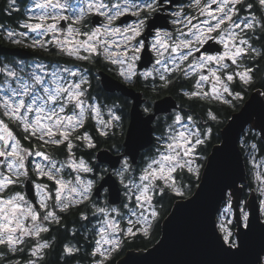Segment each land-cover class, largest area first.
I'll use <instances>...</instances> for the list:
<instances>
[{"label":"snow or ice","instance_id":"6c2138e0","mask_svg":"<svg viewBox=\"0 0 264 264\" xmlns=\"http://www.w3.org/2000/svg\"><path fill=\"white\" fill-rule=\"evenodd\" d=\"M65 8L61 0H7L3 9L23 19L15 28L0 24V38L78 63L0 65V264H72L81 239L90 264H111L128 239L150 237L164 198L187 199L193 178L204 190L199 161L220 122L214 105L237 107L264 61V0H84L73 15ZM84 64L111 65L121 88L143 82L153 93L142 106L144 123L154 124L152 147L139 163L135 147L122 152L117 140L119 97L109 105L94 94L97 77ZM166 92L207 107L202 116L191 106L168 112L155 105ZM109 141L118 159L103 166L95 153ZM253 179L264 215V171ZM225 196L210 217L211 234L223 250L240 254L253 227L248 202L233 223L238 192L222 190ZM61 231L67 242L55 254L51 234ZM255 264H264V252Z\"/></svg>","mask_w":264,"mask_h":264},{"label":"water","instance_id":"95a60500","mask_svg":"<svg viewBox=\"0 0 264 264\" xmlns=\"http://www.w3.org/2000/svg\"><path fill=\"white\" fill-rule=\"evenodd\" d=\"M215 47L213 44L209 45L210 50ZM34 54L31 49L0 41L2 56L11 55L20 59H29ZM147 59L146 54L145 63ZM98 74L105 91H118L132 99L130 121L123 136L121 151H127L128 146L133 145L138 162L141 152L151 146L148 143L152 138L149 129L153 128L152 124L144 123L145 117L140 107L143 100L141 92L126 87L121 88L118 80L103 69H100ZM155 105L170 111L177 102L173 96L164 95L155 100ZM249 124L259 129L264 139V94L260 88L251 91L242 106L233 111L220 128V140L211 146L201 171L205 181L202 185L204 190L196 185L187 199H176L162 221L159 238L147 248L128 249L116 264H255L258 255L264 252V219L260 213V199L254 189L249 192L246 199L247 211L250 213L253 227L246 237L245 248L240 254H231L223 250L213 238L210 225V217L212 220L217 218L226 200V196L221 199L222 190L224 193L238 192V200L233 202L234 223L235 216L239 215V203L242 198L239 188L246 184V167L240 147V137ZM95 155L98 162L107 166L118 159L107 147H100ZM27 191L32 197L31 187ZM120 200L122 195L117 199V204Z\"/></svg>","mask_w":264,"mask_h":264},{"label":"trees","instance_id":"16d2710c","mask_svg":"<svg viewBox=\"0 0 264 264\" xmlns=\"http://www.w3.org/2000/svg\"><path fill=\"white\" fill-rule=\"evenodd\" d=\"M5 5H6V0H0V23L4 22L7 26L15 28L17 26L18 19H21L23 17L22 16L17 17L16 14H14L12 17L7 16V14L3 11ZM0 41L2 43L12 45L7 39H1L0 38ZM257 47H259V45H257ZM36 52L39 53L41 57L49 59V60H57V61L63 60L60 57L50 56L47 53L39 51V50H37ZM2 57L5 58L6 61H13L16 59V57L11 56V55H4ZM82 66H85V67L92 69V74L96 77H97V75H96V69L97 68H100V67L104 68V69L107 68V66H104L102 64L95 65V66L89 65V64H84ZM255 67L257 69H259V71L256 73V81H255L253 86H251L250 88H248L246 90V95L244 96V99L249 95V93L253 89L260 88L264 91V61H261L259 64H256ZM93 88L96 90L94 94H98L103 102H105V103L112 102L113 100H115L116 97H119V99L116 101L123 103L124 98L121 94L109 93L100 87V85L98 83V77L96 80H93ZM106 97L108 99H105ZM239 105H240L239 102H238V106L235 108L224 106V105H214V107H216L219 110V113H220L219 121L220 122L218 124L213 125L214 136H213L211 143L207 146L206 153H204V155L206 157H207V154L209 153V151L211 149V146L220 140V128L226 122V120L228 119L230 114L239 107ZM189 106H191V109L201 116L203 115L201 112V107H207V105H197L194 102H189ZM117 140L122 145L123 135L120 132H117ZM252 140H254V142L257 144L258 148L256 150V154H257V156L262 158L263 164H264V140L260 137L253 138ZM110 143H112V141H109L108 143H101L100 147L109 148ZM240 147H241V145H240ZM241 149H242V147H241ZM150 150H151V146L147 147L146 149H144L141 152L138 163L140 162L141 156L144 154V152L150 151ZM242 152H243V150H242ZM205 161H206V159L201 160V163L203 166L205 164ZM244 162H245V167H246V177H245L246 178V184H244V186H246V187L244 188V193L242 195V198L247 199L249 196V192H250L249 189H251V190L254 189L256 187V182L253 179L254 169H252L251 166L245 161V157H244ZM202 168H201V170H202ZM184 181L187 182V184H188L187 179H185ZM197 183L198 182H196L193 178V182L190 186L191 191L188 192L187 196H189L194 191ZM176 199H178V198H172V199H169L167 197L164 198L160 202V210L162 213V218L159 220L158 226L155 227V229L153 230L150 237H143L142 235H138L135 239H128L127 242L124 245H122L121 250L117 254L114 255V257L112 258L111 264H116L117 260L121 256H123L128 249L147 248L150 245H152L159 238L160 233H161L162 221H163L164 217L170 211V209H171V207H172V205ZM74 221H75V214L68 217V220L66 221V223H67L69 229L73 228ZM75 226L79 227V225H75ZM51 235L57 237L58 243H57L55 254H58L59 250H60L59 244L67 242V241L64 239V235H63L62 231L59 233L53 232ZM69 238H70V233H69ZM73 242H75V241H73ZM81 248H82L81 253L79 254V256L77 257L76 260L72 261V264H90L91 258L86 255L87 244L82 239H81ZM59 264H62V261L59 262Z\"/></svg>","mask_w":264,"mask_h":264},{"label":"flooded vegetation","instance_id":"af4514ba","mask_svg":"<svg viewBox=\"0 0 264 264\" xmlns=\"http://www.w3.org/2000/svg\"><path fill=\"white\" fill-rule=\"evenodd\" d=\"M29 2V0H18V3H20L21 5H23V4H25V3H28ZM178 2H181V3H184V2H186V0H179ZM6 4H7V0H6ZM5 7V6H4ZM21 19H23V18H21ZM66 23V22H65ZM0 24H3V25H5L6 26V24L3 22V23H0ZM2 39V38H1ZM35 52V54H34V56L32 57V58H35V59H41V60H43V61H53V62H58V63H65V62H67V63H78V62H75V61H72V60H70L69 58H67V57H64V58H62L63 60L62 61H57V60H49V59H46V58H43V57H41L40 56V54L39 53H37L36 51H34ZM83 67H85V66H83ZM88 68V67H87ZM111 68H112V66L111 65H108L107 66V68L106 69H104V68H97L96 69V75H97V77H98V83H99V85H100V87L103 89V87H102V85H101V82H100V76H99V74H98V71L100 70V69H103V70H105V71H107V72H109L111 75H113V72L111 71ZM114 76V75H113ZM135 90H137V91H139V92H141V95H142V97H143V100H142V102H141V104H140V107H141V110H142V106H143V104L145 103V102H147L148 100H149V98L153 95V93H151L150 91H146L145 90V86H144V84H143V82H141V85L139 86V87H136V88H134ZM104 90V89H103ZM253 90H255V89H253ZM252 90V91H253ZM261 91L263 92V94H264V91L261 89ZM107 92H109V91H107ZM109 93H118V94H121L120 92H118V91H113V92H109ZM250 94V93H249ZM122 96H123V98H124V100H123V103H120L119 101H116V103L117 104H119L122 108H123V111H122V116H123V120H122V130H120V133L124 136V134H125V130L127 129V127H128V125H129V121H130V109H131V102H132V99L129 97V96H126V95H123V94H121ZM165 95H171V96H173L174 98H175V100H176V102H177V105H180V106H182V107H184L186 110H189V102L190 101H187V100H181V98H179L177 95H176V92H171V93H165ZM248 97V96H247ZM246 97V98H247ZM158 98H160V97H157L156 99H158ZM245 98V99H246ZM245 99L242 101V102H239L240 103V105H239V107L236 109V110H238L241 106H242V104L244 103V101H245ZM108 103H112V102H108ZM173 109V108H172ZM172 109L170 110V111H168V112H171L172 111ZM192 110V109H191ZM167 113H165V112H158L157 113V115H159V116H161V117H163L164 115H166ZM152 126L154 127V124H152ZM257 137H260V138H262L263 139V137H262V135H261V132H260V130L259 129H255V128H253V126H251V124H249V125H247L246 127H245V129H244V131L242 132V134H241V137H240V140L242 141L243 140V138L244 139H250V140H252L253 138H257ZM264 140V139H263ZM255 143V142H254ZM151 147H152V145H151ZM242 147V146H241ZM243 148V147H242ZM148 150V149H147ZM100 163V162H99ZM104 164V163H103ZM243 193H244V190H243V192H242V195H243ZM258 194V193H257ZM259 196V195H258Z\"/></svg>","mask_w":264,"mask_h":264},{"label":"rangeland","instance_id":"374dc122","mask_svg":"<svg viewBox=\"0 0 264 264\" xmlns=\"http://www.w3.org/2000/svg\"><path fill=\"white\" fill-rule=\"evenodd\" d=\"M30 3V0L29 2ZM61 3L65 4L66 5V8L64 10V14L65 15H73L75 12H77L79 10V8L83 5L84 3V0H61ZM7 26V25H6ZM7 27H10V26H7ZM0 65H3V64H7L9 61H6L5 58L2 57V55H0ZM4 56V55H3ZM15 57V56H14ZM19 60H23L26 64H30V63H33V62H40V63H45V64H52V63H55L53 61H43L41 59H35V58H29V59H20V58H17L13 61H19ZM70 64V63H69ZM0 84H2V78H0ZM109 105H111L110 103H108ZM117 132H120V129L117 130ZM246 145L247 146H244L242 148L243 150V154H244V157H245V161L251 166L252 169H254V172L255 171H263L264 170V166L262 167H256V165H264L263 164V160L262 158H260L259 156H257L256 154V151L253 152L250 148V145L252 143H254V140H250V139H244L241 141L240 140V145ZM148 151H145L144 153H146ZM144 155V154H143ZM142 155V156H143ZM141 156V157H142ZM253 156L255 157V165L253 164ZM200 164L201 163V160L199 161ZM103 166H107L105 163H101ZM202 171V170H201ZM184 183L187 185V182L184 181ZM256 189V187L254 188ZM259 195V194H258ZM260 199V198H259ZM246 199H243L241 198L240 200V203H239V209L243 206V201H245ZM226 201V200H225ZM225 201L223 202L220 210H219V213L220 211L223 209V207L225 206ZM247 211V208L245 209ZM218 213V215H219ZM233 217H230L232 220H233ZM262 218L264 219V215H262ZM234 222V220H233ZM232 230L235 232V227L232 228Z\"/></svg>","mask_w":264,"mask_h":264}]
</instances>
